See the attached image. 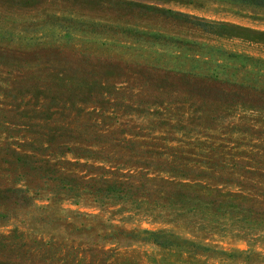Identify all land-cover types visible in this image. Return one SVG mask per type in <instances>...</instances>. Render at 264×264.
Returning <instances> with one entry per match:
<instances>
[{
	"label": "rangeland",
	"instance_id": "1",
	"mask_svg": "<svg viewBox=\"0 0 264 264\" xmlns=\"http://www.w3.org/2000/svg\"><path fill=\"white\" fill-rule=\"evenodd\" d=\"M133 1L239 29L153 23L167 38L146 44L111 30L64 36L37 23L43 14L0 1V47L8 41L27 52L48 46L68 59L90 56L74 63V75L68 65L29 55L21 68L0 59V191L7 198L0 200V236L22 234L24 260L34 264H264V220L86 187L99 178L140 184L147 176L264 203V109L244 101L264 89V7ZM133 70L147 76L144 87ZM21 74L38 86L53 80L63 98L8 92L10 82L25 81ZM99 79L108 93L84 100L86 84ZM74 92L76 99H66ZM14 152L37 160L21 162Z\"/></svg>",
	"mask_w": 264,
	"mask_h": 264
},
{
	"label": "trees",
	"instance_id": "2",
	"mask_svg": "<svg viewBox=\"0 0 264 264\" xmlns=\"http://www.w3.org/2000/svg\"><path fill=\"white\" fill-rule=\"evenodd\" d=\"M8 4L9 7L16 6L19 11L24 12V10L37 11L43 14V18L37 22L42 27H47L50 33H54L56 27L61 28L64 31V36H69L71 32L81 31L85 29H90L91 32L99 31L101 35H104V31L111 30L113 35L120 33L127 37V39H132L135 42L143 43H160L161 39L167 38L164 34L156 32L151 29L152 24H160L164 22H170L174 24H180L188 26L191 28H196L203 30L205 32H210L214 30H219L222 28L239 29L235 26L226 25L223 23H213L203 20H199L190 15L176 12L164 7H160L152 3H144L141 1L133 0H0ZM159 1L161 3H178V4H190L191 0H151ZM225 2H233L243 5H250L255 7H264V0H222ZM49 10H56V12H49ZM90 14L93 19L90 21H85L83 15ZM78 15L80 16L78 18ZM89 15V16H90ZM101 17L112 18L114 23L110 24L101 20ZM133 25V26H131ZM241 30V28H240ZM169 38V37H168ZM8 41L5 42L3 47H0V59H6L7 66L14 67L15 64H19L18 68H21V62H24L29 55V59H34L33 61H43L46 64L56 66L57 64L69 66L74 75L77 68L74 63L79 64L85 57L83 53L80 57L75 59H68L63 57L59 50L48 46H39L40 48L33 49L31 52H27L26 45L16 46L15 48L7 47ZM98 45L103 47L106 45L104 42H99ZM85 52V51H84ZM82 53V52H81ZM85 54V55H84ZM67 56V54H66ZM90 58L89 55H86ZM93 59H97L96 56H92ZM43 58L44 60H41ZM32 61H29L31 63ZM33 63V62H32ZM73 63V64H71ZM115 69V68H114ZM15 70V68L13 69ZM99 70V65H98ZM100 73V72H99ZM108 73H100V77L110 78ZM119 75V70L114 72ZM139 78H141L142 86L148 82L147 76H145L141 71H136ZM125 76V74H123ZM20 79L25 80L19 82L17 79L10 82V87L8 92H13L15 96H24L27 94H32L37 96L39 94L50 93L51 101L55 102L56 99L63 98L62 92H57L52 89H56L57 83L53 80L45 81L41 86L37 85V82L29 84L27 82L26 76H19ZM64 77H66L64 75ZM137 79V78H136ZM108 81V80H107ZM28 83V84H27ZM85 82L84 84H86ZM106 80H93L88 82L86 85V92H81V97H86L84 100L91 98L103 99L106 94L108 82ZM63 84V82L61 83ZM57 90V89H56ZM59 91V90H58ZM93 93V94H92ZM257 95L247 98L244 101L250 103L251 105L258 104L264 109V89H260ZM263 94V95H261ZM77 93L67 94L66 99H76ZM45 113H41L40 117ZM51 114H46V116ZM45 118V116H43ZM61 129V128H60ZM62 130V129H61ZM66 130V129H64ZM54 136L51 135V141L54 140ZM19 161H24L27 159L37 158L28 154H20L14 152ZM30 159V160H31ZM47 163V161H45ZM143 181L140 184H135L133 182L109 180L105 178H99V180L86 181V187L98 193H110V192H124L144 194L147 197H160L166 200H174L180 204L192 203L197 201L200 204L210 205L208 209L217 211L223 210L229 213H241L244 219H249L250 221H263L264 220V203L260 202L258 206L250 204V198L241 195L240 193H231L229 191L224 192L220 189H208L203 187L201 184L190 185L183 182H173L167 179H155L149 178L147 176L143 177ZM154 182H159L160 184H154ZM189 187H202L201 191L189 190ZM12 190H6V192H11ZM14 191H19L14 189ZM214 192V195H211ZM1 198L7 199L5 192L0 191ZM234 198L240 201H235ZM22 234H13L11 236H0V264H34L33 262L26 263L24 260L26 251L23 250L25 244L21 240ZM43 264H46L44 261Z\"/></svg>",
	"mask_w": 264,
	"mask_h": 264
}]
</instances>
